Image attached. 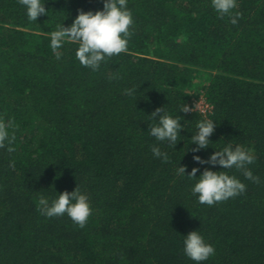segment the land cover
Returning a JSON list of instances; mask_svg holds the SVG:
<instances>
[{
    "label": "trees",
    "instance_id": "trees-1",
    "mask_svg": "<svg viewBox=\"0 0 264 264\" xmlns=\"http://www.w3.org/2000/svg\"><path fill=\"white\" fill-rule=\"evenodd\" d=\"M128 7L127 51L93 71L76 58L75 43L57 59L50 33L80 10L102 9V0H46L49 13L36 22L19 0H0V122L15 149L0 147V264H194L183 235L195 229L215 248L202 264H264V0H237L235 25L211 0ZM198 98L217 126L195 154L207 159L232 143L256 157L247 167L257 180L227 170L246 191L212 206L198 203L194 180L177 174L179 165L186 175L210 167L192 159L201 114L179 111ZM162 105L183 118L175 149L148 133ZM153 145L168 161L152 155ZM76 187L92 208L83 228L67 215L40 214L41 194L51 200Z\"/></svg>",
    "mask_w": 264,
    "mask_h": 264
},
{
    "label": "clouds",
    "instance_id": "clouds-1",
    "mask_svg": "<svg viewBox=\"0 0 264 264\" xmlns=\"http://www.w3.org/2000/svg\"><path fill=\"white\" fill-rule=\"evenodd\" d=\"M19 2L24 7L29 21L36 22L39 16L49 13L45 8L46 0H19ZM102 2V9L80 10L70 25L64 26L61 22L56 30L50 33V48L57 59L63 55L61 49L64 44L72 42L78 45L75 55L80 64L95 71L106 59L127 51L132 35L130 26L133 24V13L128 7V0H102ZM211 3L221 18L227 15L233 25L238 23L241 14L236 12L232 15V11L237 7V0H211ZM135 91L134 88L128 89L127 94L131 96ZM210 110L211 105L202 106L199 98L191 105L184 102L179 106V111L185 114L190 112L201 114L202 119L196 123L195 134L190 137V144L195 146L191 149L194 153L192 159L197 165L207 164L210 167L200 172L199 167L194 166L187 175L186 166L179 165L177 168L178 175L194 180L191 191L197 196L198 203L208 206L234 198L246 191V185L235 175H230L227 170L236 168L242 170L246 179L257 180L247 167L255 162L256 157L253 150L243 144L225 143L219 149L212 147L214 151L207 159L195 154L210 146V137L217 126V122L208 116ZM177 112L173 115L165 105L157 107L150 113L153 123L148 127L149 135L172 149H175V145L181 140L180 132L184 129V123H181L183 118L177 115ZM12 139L14 137L10 136L9 125L0 122V147H4L5 142H8L7 150L14 151L15 149L10 146ZM151 151L155 158L168 161V153L162 151L159 145H153ZM216 166H219L220 170H213ZM10 167H14V163L10 162ZM197 172H200L198 176ZM37 207L40 214L47 218L67 215L81 228L86 225L92 214L88 195L81 192L78 187L72 191L60 192L51 200L41 194ZM183 237L184 254L194 264H202L215 255L214 246L208 243L197 229Z\"/></svg>",
    "mask_w": 264,
    "mask_h": 264
},
{
    "label": "built area",
    "instance_id": "built-area-1",
    "mask_svg": "<svg viewBox=\"0 0 264 264\" xmlns=\"http://www.w3.org/2000/svg\"><path fill=\"white\" fill-rule=\"evenodd\" d=\"M197 100H198V99H197ZM199 100L201 101L202 106H203L204 104H207L203 98H199ZM194 101H196V100H194ZM194 101H193V102H194ZM193 102H192V103H193ZM207 105H208V104H207Z\"/></svg>",
    "mask_w": 264,
    "mask_h": 264
}]
</instances>
